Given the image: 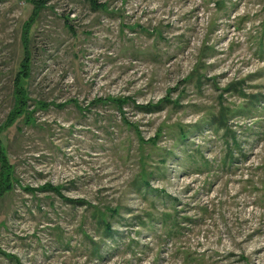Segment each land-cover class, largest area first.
<instances>
[{
    "label": "rangeland",
    "instance_id": "obj_1",
    "mask_svg": "<svg viewBox=\"0 0 264 264\" xmlns=\"http://www.w3.org/2000/svg\"><path fill=\"white\" fill-rule=\"evenodd\" d=\"M15 106L0 264H264V0H0Z\"/></svg>",
    "mask_w": 264,
    "mask_h": 264
},
{
    "label": "trees",
    "instance_id": "obj_2",
    "mask_svg": "<svg viewBox=\"0 0 264 264\" xmlns=\"http://www.w3.org/2000/svg\"><path fill=\"white\" fill-rule=\"evenodd\" d=\"M16 93L18 94V97H19V94L22 93V91L21 92L17 91ZM20 101H22V96L19 97V102L17 101V104L23 103V102L20 103ZM12 109L13 110L7 115L6 120L0 123V194L3 193L5 190H7L9 187V174L7 173L12 166L4 150V146L1 140V133L6 128V125L7 126L11 125L13 121L16 119L18 115L16 111H18V113L20 114L23 111L16 106L13 107ZM108 227H110L109 224H108Z\"/></svg>",
    "mask_w": 264,
    "mask_h": 264
}]
</instances>
